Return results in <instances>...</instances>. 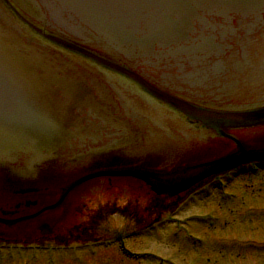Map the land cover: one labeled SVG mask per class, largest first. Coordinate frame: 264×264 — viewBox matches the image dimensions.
I'll use <instances>...</instances> for the list:
<instances>
[{
    "label": "water",
    "instance_id": "water-1",
    "mask_svg": "<svg viewBox=\"0 0 264 264\" xmlns=\"http://www.w3.org/2000/svg\"><path fill=\"white\" fill-rule=\"evenodd\" d=\"M258 10H264V0H0V160L7 158L10 163L21 166V169L27 167L39 173L40 169L50 166L44 160L52 150L49 144L54 140L51 146L57 144L69 126L80 125L81 119H87L88 125L98 124L101 120L96 117V111L100 109L98 113L103 114L101 108L103 103L108 105L106 99L116 102L118 114L120 117L123 115L121 119H125L123 104L144 102L141 99L137 101L138 95L133 90L122 85L120 87L118 80L122 77L134 82L138 91L188 118L215 128L218 125L232 128L229 132L231 136L237 137L240 142L244 141L249 149L244 150L239 146L238 152L224 157L222 155L228 149L234 150L236 146L219 148L221 142H217L219 144L215 143V146H219L213 148L209 144L198 143L200 151L192 155L195 160L182 159L181 166H193L167 173L121 169L90 174L76 181L74 179L81 175V171L94 166L87 163L86 159L80 160V164H66L71 156L68 155L54 163V170L59 176L54 180H37L34 184L36 188L48 187L59 192L74 181L67 187L65 192H68L95 177L125 176L142 180L158 195L175 197L213 176L247 163L264 162V128L253 129L264 124V103L237 109H234L237 105L229 109H203L156 89L132 70L135 67L138 73H142L144 67L138 63L143 58L148 60L163 55L165 58H161L160 62L176 60L186 67L184 74L196 70L201 72L204 70L202 64L207 60L228 59L233 54L242 57L243 47L247 58L263 59L264 36L256 38L261 45H235L234 41L243 39L245 35L238 28L241 19L236 16L237 12L242 11L241 16L246 17L258 14ZM228 13L227 19L236 29L237 37H229L226 43L232 49L222 50L223 54L219 55L209 27L205 28L204 17L209 15L218 21L223 20ZM197 21L200 30L197 29ZM197 32H200L202 42L188 45V39L200 36ZM57 34L67 36L81 47L61 36H55ZM50 45L84 59L72 57L83 65L55 52ZM191 46L194 47L191 49ZM179 47L202 64L196 61L197 66H191L193 63L187 57L178 55ZM97 67L103 71V75ZM157 71L155 73L160 75L163 70ZM157 75L153 78L158 79ZM195 75L191 73L192 77ZM115 90L122 98L116 97ZM247 97L248 94L242 93L240 97L231 96L230 101H243ZM103 110L107 111V107ZM82 125L86 126L84 123ZM230 138L239 145L235 138ZM211 149L214 151L210 156L201 151ZM186 150V147H176L168 155L167 163L170 158L182 156ZM23 160H27L25 166ZM155 161L163 162L162 159ZM20 186L0 165V194L5 189ZM95 186L99 190L87 194L81 200L84 203L76 204L69 214L64 216L61 210L51 213L57 219H62L60 229L56 230L57 235L53 238L37 239L34 243L3 240L0 243L64 245L107 241L164 219L183 200L161 204L153 195H135L128 190L126 193L123 187L112 190L101 182ZM54 194L57 193H53L52 199L56 200L59 194ZM48 196L45 195L41 206ZM1 199L0 204L7 203L6 200L1 202ZM81 208L84 211L78 213Z\"/></svg>",
    "mask_w": 264,
    "mask_h": 264
},
{
    "label": "flooded vegetation",
    "instance_id": "flooded-vegetation-1",
    "mask_svg": "<svg viewBox=\"0 0 264 264\" xmlns=\"http://www.w3.org/2000/svg\"><path fill=\"white\" fill-rule=\"evenodd\" d=\"M242 13V11H239L236 16L241 19L238 22V28L244 31L245 35L243 39H236L238 40L237 43L234 40L235 45L241 43L246 46L261 45L256 38L264 36V10H258V14L246 17L241 16ZM229 14L223 16V20L218 21L209 15L204 17L205 28L209 27V32L213 35L212 40L217 43L215 45L219 50L232 49L226 41L229 40V37H237L236 29H233L230 20L227 19ZM196 25L197 29L200 30L199 21ZM197 33L200 34V32ZM256 33L258 34L255 35ZM194 38L196 39H188L187 44H196L198 41L201 43L203 40L201 34L197 37L195 35ZM241 49H243L242 57L233 54L228 59L207 60L203 64L194 57H187V60H194L192 61L194 64L190 63L193 67L197 66V63L204 65L203 72L194 71L195 73L199 72V78L203 81L198 79L189 81L187 77H184L186 67L176 60L160 62L161 58H165L163 55L140 61L138 64L144 67L142 73H138L135 67L132 70L156 89L200 106L228 109L230 106L256 104L261 102L260 98L264 96V58H247L244 56L246 53L245 47ZM157 70L163 71L160 75H157L155 73L158 72ZM155 75L159 78L154 79L153 76ZM120 82V87L126 86L129 90H133V93L138 95L139 99L137 101L141 99L144 102V104L140 101L138 104L135 102L123 104L125 119H121L123 115L120 117L118 114L119 107L116 106V102L106 99L108 105L103 103V108L107 107V111L101 108L103 114L96 112L97 118L101 121L98 124L90 122L92 125H88L87 119H81L79 121L80 125L69 126L70 128L63 136L64 140L59 143V150L56 149L57 152L51 150L44 157V160H47L50 166L40 169L39 173L27 167L21 169V166L14 164L15 162L10 163L7 158L0 160V165L5 169V173L11 176L14 182L22 185L13 189H5L0 194V197H2L1 202L7 201V203L0 204V240L34 243L38 241L37 239L53 238L57 235L56 230L60 229L62 219H57V216L51 213L61 210L64 216L69 214L71 209L76 204L79 205L87 194L99 190L95 186L97 182H101L102 185L112 190L123 187L122 189L126 193L129 191V193L135 195H153L157 197L161 204L176 203L181 199L185 200L189 195L192 197L193 193L198 191L201 185L206 182L175 197L158 195L142 180L125 176L96 177L68 192L65 191L72 182L61 188L59 192L48 187L46 189L36 188L34 184L37 180H54L59 176L54 170V163L65 156L71 155L66 164H80V160L86 159L87 163L94 166L81 171V175L74 179L77 180L89 173L122 168H139L159 173L172 172L191 166H181V164L183 160H195L192 155H197L200 151L197 146L198 143L200 145H202L201 143H204V145L209 144L213 148L219 145V148L226 147L227 149V145L236 146L234 150L228 149L222 156L233 154L239 150V145L228 138L231 136L229 133L232 130L231 128L225 125H218L215 128L212 125H206L203 122L188 118L178 110L138 91L134 82L129 80H126V82L120 80ZM115 92L117 98H122L118 91L115 90ZM242 93L248 94L249 97L243 101H230L231 96L238 95L240 97ZM112 109L115 111L113 112ZM83 123L86 126H83ZM262 128H264V124L253 129ZM235 138L242 148L249 149L244 141L241 140V143L237 137ZM215 143L219 145L215 146ZM176 147H186L188 150L184 151L179 158H170L167 163L169 160L168 155L173 153ZM78 148L80 150H77ZM201 151L204 152V155L210 156L214 150ZM160 159L163 162L155 161ZM26 162L27 160H23V166ZM8 164H14V166ZM248 165L264 166V162ZM100 188L103 187L100 186ZM54 192L57 193L54 194L55 196L59 194L56 200L52 199ZM45 195L49 196L43 201L44 205L41 206ZM39 197H41L40 200L37 199ZM223 198L232 201L233 199L237 200L238 195L227 194ZM83 206L86 208L85 204ZM82 211L84 210L81 208L78 213ZM46 215L47 217H45ZM45 219L46 221H44ZM57 238L66 241L63 237Z\"/></svg>",
    "mask_w": 264,
    "mask_h": 264
},
{
    "label": "rangeland",
    "instance_id": "rangeland-1",
    "mask_svg": "<svg viewBox=\"0 0 264 264\" xmlns=\"http://www.w3.org/2000/svg\"><path fill=\"white\" fill-rule=\"evenodd\" d=\"M0 264H264V166L216 175L164 219L119 238L0 243Z\"/></svg>",
    "mask_w": 264,
    "mask_h": 264
}]
</instances>
